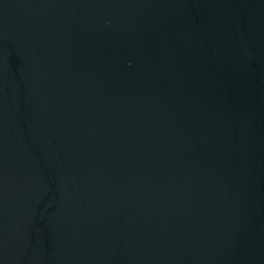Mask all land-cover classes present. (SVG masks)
Masks as SVG:
<instances>
[{"label":"water","instance_id":"obj_1","mask_svg":"<svg viewBox=\"0 0 264 264\" xmlns=\"http://www.w3.org/2000/svg\"><path fill=\"white\" fill-rule=\"evenodd\" d=\"M0 264H264V0H0Z\"/></svg>","mask_w":264,"mask_h":264}]
</instances>
